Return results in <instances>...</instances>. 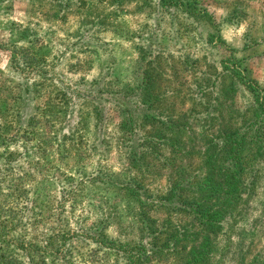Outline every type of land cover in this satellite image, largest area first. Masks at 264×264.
Here are the masks:
<instances>
[{
    "label": "rangeland",
    "instance_id": "rangeland-1",
    "mask_svg": "<svg viewBox=\"0 0 264 264\" xmlns=\"http://www.w3.org/2000/svg\"><path fill=\"white\" fill-rule=\"evenodd\" d=\"M195 1L213 23L160 0H0L4 264H126L124 246L144 241L134 208L115 191L138 173L118 101L140 104L129 89L143 61L163 59L169 86L186 100L180 108L193 103L199 118L233 79L225 62L238 61L264 95V0ZM237 88L241 121L243 110L253 115L254 96ZM257 168L223 222L213 264H264V157ZM149 171L144 189L164 192L167 172ZM170 212L163 216L177 222Z\"/></svg>",
    "mask_w": 264,
    "mask_h": 264
},
{
    "label": "trees",
    "instance_id": "trees-1",
    "mask_svg": "<svg viewBox=\"0 0 264 264\" xmlns=\"http://www.w3.org/2000/svg\"><path fill=\"white\" fill-rule=\"evenodd\" d=\"M160 3L163 9L183 10L189 17L209 16L214 22L195 0ZM38 57H32L33 61ZM162 60L143 61L137 87L129 89L139 96L136 109H127L121 98L118 101L129 120L138 173L127 182H116L115 191L134 208L133 216L140 220V237L144 238L124 246L126 264H165L156 258L161 255L172 257L167 264H213L223 222L243 202L244 193L255 182L253 172L264 157V95L256 81L242 73L238 61L225 62L233 79L225 85L222 81L216 101L206 107L210 109L208 118H199L193 103L180 108L186 100L180 97L178 88L169 86ZM240 82L254 96L253 115L243 110L241 121L233 101ZM202 120L207 123L198 129L200 123L193 122ZM193 161L197 171H190ZM147 170L167 172L164 192L158 189L147 193ZM166 209L171 211L170 216L178 217L177 222L163 216ZM114 246L120 249L122 245ZM0 264H4L1 256Z\"/></svg>",
    "mask_w": 264,
    "mask_h": 264
}]
</instances>
